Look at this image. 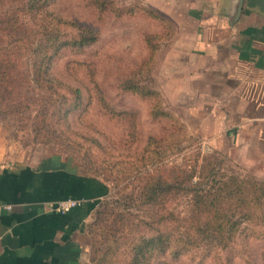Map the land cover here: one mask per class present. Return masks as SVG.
Segmentation results:
<instances>
[{
	"label": "rangeland",
	"instance_id": "1",
	"mask_svg": "<svg viewBox=\"0 0 264 264\" xmlns=\"http://www.w3.org/2000/svg\"><path fill=\"white\" fill-rule=\"evenodd\" d=\"M97 1L54 0L51 5L62 18L88 26L99 35L95 43L83 49H62L51 67L59 79L82 89L81 104L68 113L67 124H63L68 131H36L32 124L36 107L27 109L21 120L0 115V148L5 162L36 163L57 156L68 159L80 173L102 179L108 192L85 227L88 263H96L92 260L95 251L103 256L112 247L101 264H124L128 246L124 233L137 219H149L147 207L138 202L145 176L157 167L167 171L192 165L195 157L201 163L204 155H212L222 159L217 178L222 173L250 172L264 180V173L250 171L227 151L216 153L210 135L187 127L180 112L179 87L171 86L178 82L170 80L175 74L171 54L184 20L181 0H103L107 6L102 11ZM150 35L154 38L149 45L146 38ZM152 43L156 49L149 61ZM147 90L151 92L145 94ZM150 138L163 140L148 145ZM156 148L168 149L156 153ZM167 207L182 213L186 210L182 198ZM122 214L124 219L119 221ZM127 217L132 219L130 225ZM140 232L150 233L145 226ZM236 242L238 252L232 253L229 264H252L246 259L264 264V239L244 242L240 238ZM160 258L173 260L170 255ZM178 260L184 264H217L209 257L200 261L199 257L182 255Z\"/></svg>",
	"mask_w": 264,
	"mask_h": 264
},
{
	"label": "crops",
	"instance_id": "2",
	"mask_svg": "<svg viewBox=\"0 0 264 264\" xmlns=\"http://www.w3.org/2000/svg\"><path fill=\"white\" fill-rule=\"evenodd\" d=\"M180 7L170 80L178 82L171 86L179 87L187 127L210 135L216 153L264 173V0H181ZM0 152V264L87 263L85 227L106 183L66 158L16 163ZM69 197L81 203L54 209Z\"/></svg>",
	"mask_w": 264,
	"mask_h": 264
},
{
	"label": "trees",
	"instance_id": "3",
	"mask_svg": "<svg viewBox=\"0 0 264 264\" xmlns=\"http://www.w3.org/2000/svg\"><path fill=\"white\" fill-rule=\"evenodd\" d=\"M53 2L0 0V115L21 120L27 109L36 107L32 117L36 131L63 133L68 131L63 127L68 113L81 104L82 89L52 72L54 58L64 48L80 50L95 43L99 35L88 26L59 16L51 8ZM106 6L103 0L97 1L101 11ZM152 37L146 38L147 44ZM151 47L149 61L156 45ZM162 140L150 138L148 145ZM157 148L156 153L168 149ZM221 161L204 155L201 163L195 157L192 165L162 172L157 167L145 176L138 205L147 207L149 219L144 216L130 225L132 219L126 218L131 229L124 233L128 245L124 264H184L178 260L182 255L229 264L232 253L238 252V239H264V180L250 172L222 173L217 178ZM181 198L184 213L167 207ZM122 219L123 214L119 221ZM143 226L149 234L140 232ZM111 249L108 247L103 256L95 251L92 260L103 263ZM162 255L173 260L160 258ZM246 262L256 264L254 259Z\"/></svg>",
	"mask_w": 264,
	"mask_h": 264
},
{
	"label": "built area",
	"instance_id": "4",
	"mask_svg": "<svg viewBox=\"0 0 264 264\" xmlns=\"http://www.w3.org/2000/svg\"><path fill=\"white\" fill-rule=\"evenodd\" d=\"M81 203V199L76 198H66L63 200L58 201L56 204H54V209L59 212H66L70 210L71 208L79 205ZM85 264H89L88 262Z\"/></svg>",
	"mask_w": 264,
	"mask_h": 264
}]
</instances>
